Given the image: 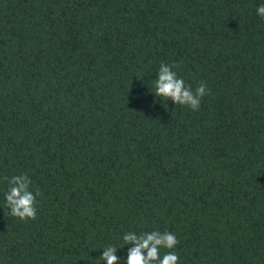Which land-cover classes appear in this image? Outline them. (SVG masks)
<instances>
[{
    "label": "trees",
    "instance_id": "16d2710c",
    "mask_svg": "<svg viewBox=\"0 0 264 264\" xmlns=\"http://www.w3.org/2000/svg\"><path fill=\"white\" fill-rule=\"evenodd\" d=\"M262 4L0 0V264H103L153 230L179 264H264ZM161 63L207 85L198 111L154 96Z\"/></svg>",
    "mask_w": 264,
    "mask_h": 264
},
{
    "label": "clouds",
    "instance_id": "9594fccd",
    "mask_svg": "<svg viewBox=\"0 0 264 264\" xmlns=\"http://www.w3.org/2000/svg\"><path fill=\"white\" fill-rule=\"evenodd\" d=\"M257 15L264 19V4L256 9ZM178 65L161 63L155 80L154 96L171 100L175 105L186 106L193 111H198L201 100L210 94L207 85L201 84L193 91L186 86L185 81L178 77L173 68ZM5 192V201L12 217L27 222L37 218V196L40 194L30 190L32 181L26 173L14 175L9 179ZM123 246L117 247L113 244L105 245L99 256L103 264H179V256L175 251L179 240L170 231H128L122 236ZM126 248V257L118 256V250ZM162 250H164L162 252Z\"/></svg>",
    "mask_w": 264,
    "mask_h": 264
}]
</instances>
